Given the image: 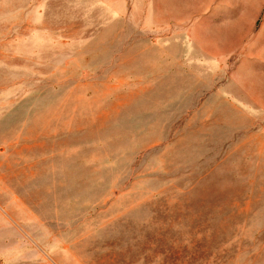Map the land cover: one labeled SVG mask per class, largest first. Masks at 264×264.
Returning a JSON list of instances; mask_svg holds the SVG:
<instances>
[{
	"label": "rangeland",
	"instance_id": "rangeland-1",
	"mask_svg": "<svg viewBox=\"0 0 264 264\" xmlns=\"http://www.w3.org/2000/svg\"><path fill=\"white\" fill-rule=\"evenodd\" d=\"M0 264H264V0H0Z\"/></svg>",
	"mask_w": 264,
	"mask_h": 264
}]
</instances>
